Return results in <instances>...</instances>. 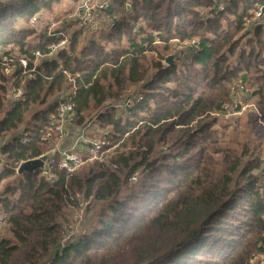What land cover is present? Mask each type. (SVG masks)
I'll list each match as a JSON object with an SVG mask.
<instances>
[{"label":"trees","instance_id":"trees-1","mask_svg":"<svg viewBox=\"0 0 264 264\" xmlns=\"http://www.w3.org/2000/svg\"><path fill=\"white\" fill-rule=\"evenodd\" d=\"M61 2L0 0V58L16 51L31 68L41 54L31 79L17 65L8 76L0 64L1 180H10L0 191V264H246L264 243L261 138L239 153L217 147L212 113L233 104L235 83H246L264 125V11L253 17L264 0H112L101 10L106 29L84 28L83 39L28 26ZM173 41L196 49L181 66H164L161 51ZM68 75L79 77L62 147L88 126L87 140L120 152L72 174L55 166L53 183L42 170L17 175L19 163L53 148L40 138L71 91ZM139 84L142 99L120 116L113 102ZM18 88L19 99L11 94ZM192 202L209 207L189 225L182 211ZM83 203L85 212L98 209L82 226L75 215Z\"/></svg>","mask_w":264,"mask_h":264},{"label":"rangeland","instance_id":"rangeland-1","mask_svg":"<svg viewBox=\"0 0 264 264\" xmlns=\"http://www.w3.org/2000/svg\"><path fill=\"white\" fill-rule=\"evenodd\" d=\"M86 1L88 0H85V2ZM101 1L102 0H89V4L95 9L93 13V17L97 25L100 27L99 29H106L105 28L106 23H104L105 18L103 17L102 12L96 9V6H98L101 3ZM82 5L80 6L79 2L74 3L70 0H62L61 3H57L55 5L54 12L43 13L40 19H31L28 26L31 29H34L36 32H43V31L52 32L54 30H60L61 33H64L66 36H70L72 33L76 32L78 37L80 39H83L84 35H86L85 33H87V36H89L90 33L84 31V26L82 24L80 25L81 17L83 14V9H81ZM195 49L196 47H194L193 44H191V42L173 41L170 45V49L167 52L161 51V54L164 57V60H162V64L164 66H169L165 63V58L171 57V64L174 63L177 67L181 66L182 63L189 61ZM12 55H14L15 57H22L16 51L13 52ZM140 89H141V84L129 88L123 95L124 96L123 98L125 99L131 96H138ZM239 96L242 97L241 94ZM52 99H54V97ZM119 101H121V99L114 101L113 104L115 103L116 105L114 106L121 111L120 116L125 117V115L128 114V112H126L122 108L124 107L125 101H121V102ZM235 102L241 103L242 106L240 112L233 113L228 119L225 117H217L215 121L214 128L217 129L218 131L217 147H221V148L230 147L232 149H235L239 153L243 145L249 144V146L247 147L249 150H251L253 145L259 143L258 138H261L257 150L259 153L258 154L259 158L261 159V161H263L262 159L264 157V133L262 132L261 127L256 120L257 117L255 116L256 113H254L255 109L253 108V106H256V108H258L260 112H261V107L255 104L254 97L251 98L247 97V99L244 101H242L238 97L236 100L233 101V104L231 105H234ZM96 113H97L96 111H91L87 116V119L88 120L90 119L92 121ZM28 118L29 116H27V120ZM96 131H100V130H98L97 128ZM4 141H6V139L4 140L3 138L0 137V145H2ZM117 149H118L117 146L116 147L113 146L112 149L105 151V153L100 157V159L94 161L101 162L108 157H113L116 153L120 152V150ZM9 181L10 180H6L1 183L0 191L2 190L4 185ZM206 205L207 206L203 209L202 206L200 205L196 206L194 205V202H192L182 211V216H184L183 222L188 221L187 223L191 225L200 221L208 213L209 206L207 203ZM82 207L83 209L76 211L77 215H75V212L74 214L72 213L73 214L72 217H74L75 215V220L79 223V225L83 226V224L86 223L88 225L92 221L93 214L95 213V211L97 212L98 208L97 205L94 206V204H92V206H90L89 211L85 212L86 203H83ZM179 225L180 224H178L177 227H179ZM1 226L4 225L1 224ZM183 228H181L180 230H182ZM0 235H7L6 229H0ZM258 245H259L258 247H260L262 252H258V249L254 251L252 255L249 257L246 264H264V247H263L264 243ZM140 264H144V263H140Z\"/></svg>","mask_w":264,"mask_h":264},{"label":"built area","instance_id":"built-area-1","mask_svg":"<svg viewBox=\"0 0 264 264\" xmlns=\"http://www.w3.org/2000/svg\"><path fill=\"white\" fill-rule=\"evenodd\" d=\"M112 0H102L101 3L96 6V9L101 11L105 9ZM81 9H83V14L81 17L80 25L82 24L84 28L94 30L98 27L95 19L93 17V13L95 11L94 7L89 4V0L84 2ZM264 11V7H259L257 10L254 11L253 17L254 19L259 18ZM195 46H197V41H192ZM191 43V44H193ZM65 44V40L61 41L57 45H51L48 47L49 53L48 55H53L56 53L57 49ZM193 44V45H194ZM41 54L36 52L34 54L33 65L31 68L28 67V60L25 57H15L14 55L10 54L8 56H2L0 58V64L3 67V72L6 75H11L12 71L17 66L21 67L22 74H24L28 79L34 77V69L37 65V62L40 58ZM79 77V75H75ZM74 77L68 75V81L71 84V91L68 92L67 96L60 101H58L57 106L55 107L54 111L49 114L48 118L50 119V123L44 134L41 136V141H50L53 142V148L56 149V154L48 159L44 167L42 169L43 175L49 179L52 183L54 182V174H53V167L57 166L58 169L64 171L66 174H72L77 168L81 165L85 164L89 161H94L100 159V157L105 153V146L106 142L102 138H95L92 140H87L86 130L87 127L81 128L78 136L71 142L69 145L65 147H59L60 143H63L66 140V133L64 130L65 122L68 118H71L74 115V104L72 102V98L75 94L74 91ZM254 92V88L250 84L246 83H235L234 90H233V100H236L240 97V94H244L246 96H251ZM14 98H22L23 96V89L18 88L12 91L11 93ZM142 97L138 96H131L127 97L124 101V107H122L126 112H128L136 103H138ZM236 103V102H235ZM234 103V105H235ZM230 103H224L221 106V109L217 112L212 113V115L216 117H225L230 118L233 114V106ZM255 109L254 113H256L257 122L261 127L262 132L264 133V125L261 120L262 113L256 106H253ZM22 143L27 141V136L25 133H22L21 137L19 138ZM86 145H84V144ZM51 150V149H50ZM263 164H264V157H263ZM19 165V164H18ZM18 165L14 168L17 169ZM6 166L0 163V185L2 183L1 176L4 172ZM116 167V166H115ZM79 224V223H78ZM80 228L78 226L71 227L65 230V233L61 240V247L69 240L72 239L73 235L77 234ZM264 247V246H263ZM262 252V251H260Z\"/></svg>","mask_w":264,"mask_h":264},{"label":"water","instance_id":"water-1","mask_svg":"<svg viewBox=\"0 0 264 264\" xmlns=\"http://www.w3.org/2000/svg\"><path fill=\"white\" fill-rule=\"evenodd\" d=\"M165 63L167 65H171V57H166L165 58ZM241 103L237 102L235 103L233 107V113H238L241 111ZM56 154V149H51L39 157L27 161H23L19 163L17 169H16V174L21 175L23 173H29V172H34L37 170H42L44 167L45 162L53 157Z\"/></svg>","mask_w":264,"mask_h":264},{"label":"crops","instance_id":"crops-1","mask_svg":"<svg viewBox=\"0 0 264 264\" xmlns=\"http://www.w3.org/2000/svg\"><path fill=\"white\" fill-rule=\"evenodd\" d=\"M22 129H23V127H22ZM21 133H24V130L21 131ZM64 145H65V143H60V144H59V147H62V146H64Z\"/></svg>","mask_w":264,"mask_h":264}]
</instances>
